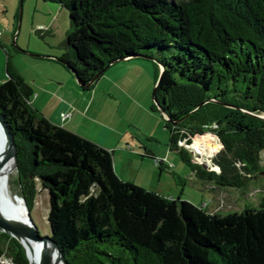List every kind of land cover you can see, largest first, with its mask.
Wrapping results in <instances>:
<instances>
[{
	"label": "trees",
	"instance_id": "trees-1",
	"mask_svg": "<svg viewBox=\"0 0 264 264\" xmlns=\"http://www.w3.org/2000/svg\"><path fill=\"white\" fill-rule=\"evenodd\" d=\"M43 1L64 9L70 28L59 57L35 58L57 63L83 85L99 75L89 89L78 85L82 92L115 62L148 60L157 71L152 110L162 114L170 151L197 179L243 188L264 172V0ZM0 48L8 76L0 112L17 147L19 195L32 213L39 188L48 192L50 236L68 264H264V199L220 216L122 180L112 151L33 108L34 93L12 61L23 51ZM207 134L223 144L208 161L219 172L195 163L182 145ZM141 144L142 157L167 169ZM6 263L29 260L0 231Z\"/></svg>",
	"mask_w": 264,
	"mask_h": 264
},
{
	"label": "rangeland",
	"instance_id": "rangeland-1",
	"mask_svg": "<svg viewBox=\"0 0 264 264\" xmlns=\"http://www.w3.org/2000/svg\"><path fill=\"white\" fill-rule=\"evenodd\" d=\"M42 3V1L38 3L37 0H24L21 7V0L0 1V36L9 25L12 33L15 24L19 25V33L10 36V44L7 46L23 51L14 54L12 61L20 72H23L25 78L33 75L31 66L34 69L37 68L38 71L40 63H43L33 54H44L45 52L60 54L67 39L65 32L70 28L68 13L66 18L61 16L57 20H53L52 27H38L40 23L46 21L43 14H39L37 11L34 13L37 7V10L42 8ZM17 16L18 21L16 20ZM46 27L50 28L52 32L46 33ZM6 60V52L0 48V83L8 79ZM132 61L134 62L123 61L113 65L95 84V89L92 92H83V95L89 97L97 93L92 106L94 109L87 116L88 125L94 128H99L100 124L107 125L115 132L121 131L129 133L131 136H138L136 138H139L141 143L154 149L155 157L158 160H164L167 169L161 172L154 160L142 157L144 153L139 151V156L132 159L130 164L133 167L134 177L141 174L139 181L136 180L143 186H138L175 200L181 198L220 216L241 213L250 206L257 207L259 202L264 199V172L247 182V186L243 188L228 187L224 184L220 186L215 181L204 182L197 179L191 168L182 162L180 155L170 151L171 135L164 127L162 114L152 110L156 89V68L148 60L133 59ZM63 71L65 70L63 69ZM70 77L72 82L79 85L72 74ZM115 82H118L122 87L109 89L108 87ZM92 122H96L98 125H94ZM92 127H88L90 131L93 130ZM207 136L208 139L197 136L189 146L182 144L190 151L193 161L197 164L201 163L199 161L202 159L207 160V163L212 160L213 164V158L222 150L211 134H207ZM200 139H204L205 142L199 144ZM219 149L221 150L218 152ZM261 158L264 167V152ZM143 160L144 165H142ZM169 166L173 168H169ZM214 171L219 172V170ZM173 173L181 180H177ZM15 175L11 178L10 188L19 211L26 214L24 202L19 195L17 173ZM142 179H145L144 182ZM48 213V192L39 188L31 215L42 237L51 233L47 219Z\"/></svg>",
	"mask_w": 264,
	"mask_h": 264
},
{
	"label": "crops",
	"instance_id": "crops-1",
	"mask_svg": "<svg viewBox=\"0 0 264 264\" xmlns=\"http://www.w3.org/2000/svg\"><path fill=\"white\" fill-rule=\"evenodd\" d=\"M6 1L10 2L11 0ZM37 1L38 3L42 1L43 5H41L42 8H40V10H37V7L34 13L37 11L39 14H43L46 19V21L40 23L38 27H52L53 20H57L61 16L66 18L67 12L59 5L44 2L43 0ZM47 27L46 33L49 34L52 31ZM17 32L19 33L18 24H15L13 33L11 31V26L9 25L4 29V32H2L0 42L5 45H9L11 37ZM67 33L68 29L65 32L66 37ZM45 53H39L37 55L46 57H59L61 55V53ZM38 60L43 63H40L38 71L36 70L37 68L34 69L31 66L33 75H29V78H25L23 72H21L24 80L31 87L34 93L31 100L33 108L51 123L68 129L86 139H89L101 147L112 151L114 155V167L117 175L126 182H133L137 185L143 186L142 184L137 183L136 180L138 179L139 181L141 174L134 177L132 174L133 167L130 165L132 159H136L139 156V151L143 153L141 140L136 138L138 136H131L129 133L121 131L115 132L113 128H109L107 125L100 124L101 126L99 128H94L88 125L87 116L89 115V112L94 109L92 106L97 93L89 97L84 96V93L79 90L78 85L74 81V83L71 81V74H69V72H67L63 67L45 59L40 58ZM61 68H63L66 72ZM118 86L122 87V85L118 82H115L108 88L113 90ZM93 90L88 92H92ZM92 97L93 101L91 102ZM64 114H69L70 117L63 119L62 115ZM92 124L98 125L96 122H92ZM88 127H92L93 130L90 131ZM149 149L154 153V155L156 154L154 149L151 147ZM143 162L144 160L142 161V165H144ZM128 167H130V169H128ZM144 180L145 179H142V182H144Z\"/></svg>",
	"mask_w": 264,
	"mask_h": 264
},
{
	"label": "water",
	"instance_id": "water-1",
	"mask_svg": "<svg viewBox=\"0 0 264 264\" xmlns=\"http://www.w3.org/2000/svg\"><path fill=\"white\" fill-rule=\"evenodd\" d=\"M23 2L24 0H21V7L23 6ZM113 64L115 65L117 63L115 62ZM159 67L160 81L164 73V67L162 65H159ZM98 78L99 75H97L89 84L83 85L79 81L77 76H75L77 83L88 89L98 80ZM154 101L156 102L155 92ZM213 136H215L219 140L221 148H223V144L219 137H217L216 135ZM10 163L12 164V170L16 171L17 173V180L20 181V177L18 176V159L15 139L13 134L11 133V129L6 121L5 116L0 112V174L4 167ZM198 164L208 171L219 170L218 167H215L214 165H211L207 162H201ZM22 200L24 202L26 210V221H22L6 212L4 213L0 208V231L10 235L11 237L15 238L17 241L20 242L26 252L29 264H33V262L26 248V243L28 242V240L41 243L43 245V248L39 252L36 264H55V261L53 259V255L55 253L57 254L58 261L63 262V264H68L63 254V251L59 247L58 243L53 239V237H51L50 235L42 237L40 235L39 230L32 219L31 211L29 210L27 201L23 197Z\"/></svg>",
	"mask_w": 264,
	"mask_h": 264
},
{
	"label": "bare ground",
	"instance_id": "bare-ground-1",
	"mask_svg": "<svg viewBox=\"0 0 264 264\" xmlns=\"http://www.w3.org/2000/svg\"><path fill=\"white\" fill-rule=\"evenodd\" d=\"M15 174L16 171L12 170L11 163L6 165L0 174V208L2 212H6L22 221H26L27 216L24 212L19 211L13 196V192L10 188L11 178ZM26 248L29 255L31 256L33 264H36L39 252L43 248V245L41 243L28 240V242L26 243ZM53 259L55 261V264H63V262L58 261L56 253L53 255Z\"/></svg>",
	"mask_w": 264,
	"mask_h": 264
},
{
	"label": "built area",
	"instance_id": "built-area-1",
	"mask_svg": "<svg viewBox=\"0 0 264 264\" xmlns=\"http://www.w3.org/2000/svg\"><path fill=\"white\" fill-rule=\"evenodd\" d=\"M62 117H63V119H65L67 117H70V115L69 114H64V115H62Z\"/></svg>",
	"mask_w": 264,
	"mask_h": 264
},
{
	"label": "flooded vegetation",
	"instance_id": "flooded-vegetation-1",
	"mask_svg": "<svg viewBox=\"0 0 264 264\" xmlns=\"http://www.w3.org/2000/svg\"><path fill=\"white\" fill-rule=\"evenodd\" d=\"M165 117V116H164ZM264 174V173H263Z\"/></svg>",
	"mask_w": 264,
	"mask_h": 264
}]
</instances>
